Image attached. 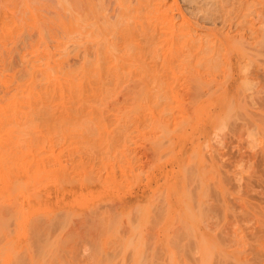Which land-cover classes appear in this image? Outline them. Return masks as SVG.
<instances>
[{
    "label": "rangeland",
    "instance_id": "374dc122",
    "mask_svg": "<svg viewBox=\"0 0 264 264\" xmlns=\"http://www.w3.org/2000/svg\"><path fill=\"white\" fill-rule=\"evenodd\" d=\"M68 1L0 0V248L14 249L0 264H26L29 248L36 258L55 256L62 264H264V0L230 1L234 8L227 19L237 16L239 46H222V26L215 31L222 0H197L198 5L211 2L203 4L205 12L202 6L201 13L195 11L197 19V4L169 0L177 3L169 11L175 21L191 18L193 24L172 32L159 16V134L154 108L139 102L141 79L126 66L120 86L106 80L114 96L107 101L94 99L89 84L81 94L91 96L77 94L84 97L81 101L80 96L72 101L68 90L63 100L56 81L46 86L47 52L56 57L67 49L64 66L80 69L84 50L74 45L87 32L108 34L98 29L106 28L108 17L86 12L87 17L86 9L92 8L84 6L87 1ZM114 1L105 3L115 23L123 10ZM252 14L254 39L249 34ZM129 17L135 20L128 27L133 37L144 24L138 28L142 20L133 12ZM194 19L208 31L196 27ZM249 36L255 40L253 52H248ZM197 38L206 45L215 40L218 46L213 43L204 52L195 46ZM63 41L68 43L59 48ZM207 99L212 104L216 99L215 104H207L208 116L197 121L193 111ZM181 129L189 132L182 131L183 141ZM201 157L205 163L196 166ZM204 173L207 180L199 178ZM182 187L189 193L183 195L192 196L188 202L187 195L180 198ZM184 202L186 208L190 203L186 213ZM45 243L43 250L39 245Z\"/></svg>",
    "mask_w": 264,
    "mask_h": 264
},
{
    "label": "bare ground",
    "instance_id": "6f19581e",
    "mask_svg": "<svg viewBox=\"0 0 264 264\" xmlns=\"http://www.w3.org/2000/svg\"><path fill=\"white\" fill-rule=\"evenodd\" d=\"M66 1V0H65ZM65 1H63L62 0V3H64ZM68 1V0H67ZM73 1V0H72ZM80 1V0H79ZM85 1H89L90 3H87L86 2V4L84 3ZM84 2H82V4L84 3L85 5L84 6H86L87 4V6H92V8H93V6H94V8L92 9L91 8V11H93V13L91 12V11H89V10H87L86 8V11H85V15L87 16L88 15V13H89V15L90 14H93L92 16H96L97 18H98V16H97V14L98 15H102L103 14V16H105L104 18H112V17H109V16H111L112 14H108V12H109V10H108V4L106 5V3H105V0H85ZM95 1H97V3L95 2ZM107 1V3H108V1L109 0H106ZM118 1V4H120V5H118V7H122V10L123 11H121V13H119V14H121V16L123 17L122 19L121 18H119L118 19V22H112V21H110V19H108L107 18V20H106V22L104 23V24H106V23H108V24H106V28H102V26L101 25H99V31H103L104 29H107L106 31L108 32V34H106L105 36H104V34L101 36V37H99V35L97 36V35H95V32L96 31H93L91 34L90 33H88L87 32V34H86V37H83V38H81L80 39V41L82 40V42L83 43H81L80 41L78 42V43H80V44H83L84 46H82V45H78V43H77V46H76V44L74 45V48L76 47V49H78V48H80V49H82V47H83V49L82 50H84V52H82L83 53V56H82V65H81V68L79 69V67H77V69H79V70H77V72H76V70L73 68V70H72V67H71V69H69V67L70 66H67L66 65V67H68V69L64 66L65 64V62H62L61 60L63 59V61H65L66 59L68 60V56L67 55H64V53L63 52H65V51H67V49L64 51V48H63V44H64V46L68 43V41L66 42H64L63 41V43H60L59 44V48L61 47V48H63V51H62V54H58L59 56H54V55H57V54H52V56L54 57V59H53V57H52V59L55 61L54 63H53V61L50 59L51 57H50V53H46L47 55H45V57L47 56V63H46V65H45V72H44V76H46L45 77V79H46V81H47V83H46V86H50V84L49 83H52L53 84V82H58L60 85H62L61 87H62V89H61V91H63V93H64V99L63 100H65L66 99V96H68L69 95V92L68 91H71L70 93H72L71 95V100L72 101H77L78 99V97L80 96V95H85V96H87L89 93H87V94H81V92L83 93V92H85V90H88L89 91V89H86V88H88V87H90V90L91 91H89V92H91L92 93V95H93V97H94V99H96V100H99V101H101V100H104L105 99V101H107L106 99L108 98L109 99V97H110V95H111V92L112 91H110V89H109V87H108V85H106V83H107V81L108 82H113V85H118L119 83H120V81H121V78H122V73L120 72L121 71V68L123 67V66H126L125 67V69L126 68H128L129 70H130V72L131 73H133V72H135V74L137 73V75L140 77V81L142 82V86H141V89H140V91H139V95H138V98H139V102H142L143 104H146V105H149V104H151L152 105V107L154 108V113L156 114V117H155V125H154V128L158 131V134H159V109L161 108V106H163V104H162V102H161V97H160V95H159V48H158V46H159V20H161L160 18L162 17V19L164 20H162L163 22L161 23V24H163V25H165L166 23V25L165 26H167L168 27V29L169 30H171L172 32H174L175 30H176V28L178 27H183V28H186L187 26H189L191 23L193 24V22H192V19L191 18H189L190 20H188V19H184L183 18V20H181V21H179V22H181L180 24H179V22L177 23L175 20H176V18H173V17H175V16H173L172 15V13L170 14L169 13V11H171L170 9H172L171 7H172V5H174V4H177L176 3V1L175 2H173V3H171L170 4V1L169 0H117ZM187 1V0H186ZM190 3H192V5H193V3H194V6H195V4H197L198 5V1L197 0H188ZM225 1V2H224ZM226 1L227 0H222L221 2H219L220 3V6H219V8H221V14L219 13V11H220V9L219 8H217L218 9V11H216V14H217V12H218V18H217V16L216 15H214V16H216V18H214L215 19V21L213 22V24L214 25H217V26H215V28H217V29H215V31H217V30H219V32H221V30L223 31V32H221V36H220V38L221 37H223V39H224V41H222L221 39H218L219 41L221 40L222 42H221V44H222V46H225V43H226V45L228 44H230L231 46H234V45H237L238 43H236V41L239 39V34H240V29H239V23L237 22V16L236 17H234L233 19H231V20H229V19H227V17H228V15H229V13L230 12H232V10H230V9H233L234 8V4H232V2L230 3V1L231 0H229L227 3H230V4H226ZM233 1V0H232ZM235 1V0H234ZM233 1V2H234ZM77 2V1H76ZM100 2V5L98 4ZM116 2V0L113 2L114 4H116L117 5V3H115ZM223 2H224V4H223ZM65 3H69L70 4V2L68 1V2H65ZM64 3V4H65ZM74 3V2H73ZM78 3V2H77ZM80 3V2H79ZM96 3V4H95ZM102 3V4H101ZM111 3V2H110ZM110 3H109V5H110ZM112 3V4H113ZM207 3V2H206ZM210 3V4H209ZM222 3V4H221ZM81 4V3H80ZM79 4V5H80ZM81 4V5H82ZM90 4V5H89ZM111 4V5H112ZM203 4L205 5V3L203 2V3H201V5H196V7H194L192 10L194 11V13L196 14V13H198V15L196 16L195 14H193V15H195L193 18H195V19H197V17L199 16V12L201 13V11H203V12H205L204 10V6H203ZM208 4H209V6L211 5V2H208ZM208 4H206L207 6H208ZM217 4H218V2H217ZM70 5H72V4H70ZM80 5V7H82L83 8V6H81ZM191 5V4H190ZM205 5V6H206ZM219 5V4H218ZM217 5V6H218ZM226 5V6H225ZM90 6V7H91ZM115 6V5H114ZM200 6H202L203 7V9H201L200 8ZM208 6V7H209ZM212 6H213V4H212ZM90 7L88 8V9H90ZM99 7V8H98ZM110 7V6H109ZM116 7V6H115ZM115 7H114V9H115ZM175 7H176V5H175ZM173 8L174 10H176V8ZM192 8V7H191ZM172 9V10H173ZM200 9H201V11H200ZM230 10V11H229ZM115 12L117 11L118 12V10H114ZM119 11H120V9H119ZM163 11V12H162ZM195 11H199V12H195ZM86 12H88V13H86ZM113 12V11H112ZM115 12H113V16H114V13ZM116 12V13H117ZM125 12V13H124ZM134 13L135 15H136V18L137 19H141V20H139V21H141V24H138L137 26H138V28H140L141 26H142V24H144V26H142V28H140V31H139V29H138V35H136V36H133L132 37V35L128 32V27H129V24H130V21H133L134 19H130V13ZM162 12V13H161ZM175 12V11H174ZM229 12V13H228ZM111 13V12H110ZM115 13V14H116ZM129 13V14H128ZM160 13V14H159ZM123 14V15H122ZM163 14V16H161ZM192 14V13H191ZM213 15V14H212ZM92 16H90V17H92ZM117 16V15H116ZM159 16H161L160 18H159ZM192 16V15H191ZM87 17H89V16H87ZM183 17V16H182ZM200 17V16H199ZM94 18V17H93ZM116 18V17H115ZM186 18H187V16H186ZM208 18H210V17H208ZM117 19V18H116ZM166 19V20H165ZM193 20V21H195L194 23L196 24H194L196 27H198L199 29H203V30H205V31H208V29L206 30L205 28H203L204 26H203V24L201 23H198V21L200 20ZM143 20H144V22L145 21H147V23L149 24L148 26H147V23L145 24V23H142L143 22ZM134 22H135V20H134ZM157 22V23H156ZM203 22V21H202ZM205 22V21H204ZM228 22H229V24H228ZM138 23V22H137ZM104 24H102L104 27H105V25ZM131 25V24H130ZM141 25V26H140ZM154 25H156V27L154 26ZM194 25L193 26H191V27H194ZM202 25V26H201ZM219 25H221L222 26V28H221V30L220 29H218V26ZM100 26H101V28H100ZM155 27V29H154V27ZM96 26H94V29H96L95 28ZM249 34L252 36V34L251 33H253L254 32V30H255V18H254V16H253V14H252V17H251V20H250V22H249ZM129 28H131V26L129 27ZM188 28V27H187ZM190 28V27H189ZM214 28V27H213ZM213 28H212V30H213ZM194 29V28H193ZM92 30V29H91ZM196 30V29H195ZM105 31V30H104ZM104 31H103V33H104ZM210 31V30H209ZM106 33V32H105ZM255 33V32H254ZM254 33H253V39H254ZM101 35V34H100ZM213 36V35H212ZM251 36H249L250 38H251V41L249 40V39H247L248 41V43H246V44H248V47L247 48H249L250 49V51H248V52H253L254 51V49H255V40H253L252 39V37ZM200 37V36H199ZM216 38H218L217 36H216ZM136 39H140V40H136ZM199 38H197V40H198ZM202 39V38H201ZM214 39H215V37H214ZM64 40V39H63ZM200 40V39H199ZM199 40H198V42H199ZM157 41V42H156ZM205 41V40H204ZM204 41H201V42H199V43H196V41H195V46L197 45V47L199 48V46H200V49L202 50V51H204V52H206V51H211V49H213V48H211V46L213 45V43H214V46H218V43L216 44V42H212V41H210V43L212 42V44H207L206 45V43H207V41H205V44H204ZM61 42V41H60ZM135 42H137V44L136 45H134L135 44ZM194 42V41H193ZM203 42V43H202ZM239 42V41H238ZM66 43V44H65ZM74 43H76V42H74ZM187 45V44H186ZM186 45H184V48H185V46ZM229 45V46H230ZM80 46V47H79ZM213 46V47H214ZM238 46H239V44H238ZM241 46V45H240ZM246 46V45H245ZM187 47V46H186ZM242 47H244V45H242ZM245 49H246V47H244ZM244 48H242V49H244ZM215 49V48H214ZM232 49H233V47H232ZM234 49H235V47H234ZM240 49V48H239ZM238 49V50H239ZM62 50V49H61ZM79 50V49H78ZM81 50V51H82ZM216 50V49H215ZM248 50V49H247ZM77 51V50H76ZM80 51V50H79ZM244 51V50H243ZM61 52V51H60ZM60 52H58V53H60ZM67 54H68V52H66ZM69 53H70V51H69ZM79 53V52H78ZM245 53L247 54V52L245 51ZM60 55H63L62 56V58L60 57ZM70 55V54H69ZM78 55V54H77ZM49 57V58H48ZM58 57H60L59 59H58ZM49 59H50V61H49ZM66 60V61H67ZM241 60V59H240ZM49 61V62H48ZM51 61H52V63H53V65L54 66H51ZM238 64H240L241 62L239 61V59H238ZM67 63V62H66ZM57 70V71H55V70ZM60 72H59V71ZM57 72L58 73V75L59 76H57V73H55V72ZM79 71V72H78ZM54 73V74H53ZM59 73H61L63 76H65L64 78L61 76L60 77V75L61 74H59ZM76 74L78 75V76H76ZM79 74H80V76H79ZM56 75V76H55ZM121 76V78H120V76ZM57 77H60V79L59 78H57ZM138 77V78H139ZM61 78H63V79H61ZM80 78H82V79H80ZM62 80L64 81V83L62 82ZM107 80V81H106ZM117 81V82H116ZM55 82V83H56ZM54 83V84H55ZM51 84V85H52ZM59 84H58V86H59ZM87 84H89L90 86H88ZM108 84V83H107ZM52 86H55V85H52ZM58 86H57V88H58ZM88 86V87H87ZM119 86H120V84H119ZM118 87V86H117ZM50 88V87H49ZM73 88H74V90H73ZM45 89V88H44ZM51 89V88H50ZM76 89V90H75ZM43 90V89H42ZM47 90V89H46ZM65 90L68 92V93H66L65 94ZM78 90V91H77ZM50 91H52V90H50ZM50 91H46V93L48 94ZM54 92H55V89H54ZM57 92V91H56ZM80 92V93H79ZM52 93V92H51ZM42 94V93H41ZM44 94V93H43ZM47 94H45V97H46V95ZM58 94L60 95V93H59V90H58ZM77 94H80V95H77ZM113 94V93H112ZM39 95L40 94H38V97H39ZM52 95V94H51ZM63 95V94H62ZM90 95V94H89ZM77 96V97H76ZM82 96H80L81 98H80V101H81V99H83L84 97H82ZM91 96V95H90ZM111 96H113V95H111ZM33 97V96H32ZM48 97V96H47ZM46 97V98H47ZM55 97V96H54ZM70 97V96H69ZM114 97V96H113ZM160 97V98H159ZM87 98H89V97H87ZM87 98H85L84 100H86ZM30 99H31V97H30ZM34 99H35V97H34ZM33 99V100H34ZM110 99H111V97H110ZM45 100V99H44ZM84 100H82V101H84ZM209 99H207L206 100V102L205 103H199L200 105H198L197 106V108L195 109V111H193V118L195 117L196 118V120L197 119H201L202 117H203V119L205 120L206 119V117L208 116V113H209V110L208 109H210L209 107H208V109L206 110V105L207 104H212V101L211 100H209V101H211V102H209L208 101ZM35 101H37V100H35ZM38 101H39V99H38ZM37 101V102H38ZM66 101V100H65ZM215 101H216V99H215ZM215 101H213L214 102V104H215ZM199 102V101H198ZM221 102V101H220ZM218 103V102H217ZM221 103H223L224 104V102H221ZM209 104V105H210ZM214 104H212V105H214ZM221 105V104H220ZM222 106H224V105H222ZM211 108H212V106H210ZM225 107H226V105H225ZM202 112H205V113H203V114H201ZM217 112V111H216ZM217 113H219V112H217ZM215 114V112H214V114L215 115H218V114ZM214 115V116H215ZM210 116V115H209ZM213 116V117H214ZM187 117V116H186ZM190 117H192V115L190 116ZM190 117H189V119H190ZM216 117V116H215ZM212 118V123L213 122H215V120H216V118ZM188 119V118H187ZM186 119V120H187ZM188 119V120H189ZM183 120V119H182ZM184 120H185V117H184ZM220 119L218 118V116H217V121L218 122H216V126H217V124H218V126L216 127V129H218V127H219V121ZM190 122H195V120L194 119H190L189 120ZM198 121V120H197ZM181 122V121H180ZM188 122V121H187ZM190 122H188V123H185L186 124V126H187V124H190ZM210 122V121H209ZM208 122V125L211 123H209ZM181 124V123H180ZM179 124V125H180ZM184 124V123H183ZM181 125V126H184V125ZM193 124V123H192ZM191 124V125H192ZM196 124V123H195ZM215 123H213V125H214ZM179 125H175L176 127L175 128H177V126H179ZM213 125H212V127H213ZM190 126V125H189ZM194 126V125H193ZM199 126V125H198ZM210 126V125H209ZM195 127V126H194ZM208 127V126H207ZM214 127V128H215ZM185 129L186 128H188V127H184ZM193 128V127H192ZM200 128H201V126H200ZM191 129V128H190ZM203 129V131H204V134H206L207 135V137H208V133H207V131H206V129L203 127L202 128ZM177 130V129H176ZM184 129H181V132H179V133H181L180 134V136H182V141L184 140V137H183V132H184V134H185V132H187L186 130H184ZM192 130V129H191ZM183 131V132H182ZM202 131V132H203ZM210 130H208V132H209ZM174 132V131H173ZM173 132H172V134H173ZM200 132V131H199ZM178 133V132H177ZM178 133V134H179ZM187 133H189V132H187ZM192 133H194V132H192ZM171 134V133H170ZM175 135H177L176 133H175ZM189 135V134H188ZM188 135L186 134V136L188 137ZM193 135H195V134H193ZM211 135V134H210ZM179 136V137H180ZM185 136V135H184ZM185 136V139H186V141H187V137ZM190 137V136H189ZM193 137V136H192ZM192 137L188 140V142H190V140H192ZM196 138H198V137H196ZM206 138V137H205ZM180 139V138H179ZM200 139V138H199ZM172 140V139H171ZM209 140V139H208ZM201 140H197V143L198 142H200ZM179 142V141H178ZM195 142L196 141H194V143H193V145H192V147L194 146V145H196L195 144ZM207 142H209V141H207ZM174 143V142H173ZM199 144L200 143H198V146H199ZM202 144V143H201ZM205 144L206 143H204L203 145L205 146ZM182 146V145H181ZM203 146V148L202 149H205V147ZM207 146V145H206ZM156 148H155V152H156V155H157V162H156V164H157V167L159 168V141L157 142V145L155 146ZM178 147H179V145H178ZM200 147H201V145H200ZM191 149H193V148H191ZM198 149V148H197ZM196 149V150H197ZM201 148H199V150H200ZM201 151V150H200ZM190 152V151H189ZM193 152V151H192ZM191 152V153H192ZM190 153V154H191ZM195 154H197V151L195 152ZM200 154V153H199ZM193 155H194V152H193ZM203 155V152H202V154L200 155V156H202ZM174 156V155H173ZM189 156V155H188ZM190 156H192V155H190ZM174 158V157H173ZM194 159H195V161H196V158H195V155H194V157H193ZM205 157H201L200 159V161L199 160H197L198 162H197V165L196 166H198L199 164L198 163H205V160L202 162V160L204 159ZM190 159H191V157L189 158V161H190ZM198 159H199V157H198ZM188 160V157H186V161ZM192 161H193V159H191ZM188 161V162H189ZM195 161H193V162H195ZM216 161V160H215ZM184 162H185V159H184ZM184 162H182L181 163V165H184L183 163ZM188 162H185V164L186 163H188ZM191 162V161H190ZM193 162H192V166H193ZM214 162V161H213ZM191 163H189V165H190ZM201 164H200V166H201ZM187 165V164H186ZM188 165V166H189ZM195 165V164H194ZM185 166V165H184ZM195 166V168L197 169V167ZM199 166V167H200ZM203 166V165H202ZM202 166L200 167L202 170H203V168H202ZM212 166H214V163H212L211 164V169H212ZM217 166V165H216ZM180 167V166H179ZM186 167V166H185ZM185 167H183V169L185 168ZM215 167V166H214ZM180 168H182V166L180 167ZM188 168V167H187ZM209 168V167H208ZM195 169V170H196ZM178 170V172L181 170V169H177ZM207 170H209V169H207ZM186 171L187 170H185L184 169V171L183 172H185L186 173ZM203 171H205V170H203ZM158 172H159V170H158ZM178 172H176V173H178ZM190 172V171H189ZM193 172V171H192ZM192 172H190V173H192ZM196 173L197 172H199V171H195ZM206 172V171H205ZM210 172V171H209ZM176 173H174L175 175H176ZM181 173V172H180ZM179 173V174H180ZM194 173V172H193ZM200 173V172H199ZM199 173L197 174V175H199ZM203 173V172H202ZM208 173V172H207ZM212 173V172H211ZM184 174V173H183ZM187 174V173H186ZM189 174V173H188ZM201 174V173H200ZM197 175H195L194 174V178H195V176H196V178H198L197 177ZM202 175V174H201ZM205 173H204V175L202 176V177H199L200 179L202 178H206L205 177ZM164 176H166L165 174H164ZM200 176V175H199ZM208 176V175H207ZM175 177V179H176V177L177 176H174ZM183 176H182V174H181V178H182ZM184 177L187 179V177L184 175ZM193 177H191V178H193ZM164 178V177H163ZM169 178H170V176H169ZM185 178H183V179H185ZM198 178V179H199ZM164 179H166V177L164 178ZM185 179V180H186ZM190 178L188 177V179H187V181L189 180ZM210 179H211V177H210ZM224 179V178H223ZM177 180H178V178H177ZM185 180H184V182H185ZM194 180H197V179H194ZM205 180H207V179H205ZM172 181H174L173 179H172ZM201 181V180H200ZM203 182V181H202ZM201 182V183H202ZM168 183H170V182H168ZM187 182H185V184H186ZM206 182H203L202 184H203V186H204V184H205ZM167 185V184H166ZM182 185V184H181ZM167 187V186H166ZM165 187V188H166ZM173 187V186H172ZM171 187V188H172ZM206 187V186H205ZM169 188V187H168ZM170 188V189H171ZM183 188V187H182ZM185 188H187V190L189 189L188 188V185H187V187H185ZM162 189V188H161ZM173 190V189H172ZM171 190V191H172ZM187 190L185 191V189L183 188V190H181V192H182V194H180V198H181V196H184L183 195V193H188L187 192ZM156 191H157V193H156V195H157V199H158V202H159V180H158V182H157V185H156ZM168 191V190H167ZM173 192V191H172ZM180 192V193H181ZM200 193V192H199ZM173 194V193H172ZM189 194V193H188ZM188 194H186L187 196H188ZM38 195V194H37ZM175 195H179V194H175ZM186 195L184 196V197H186ZM190 195H191V193H190ZM203 196V195H202ZM180 198H178V199H180ZM189 198H192V196L191 197H187V199L185 198V200H187V202H188V200H189ZM176 199H177V197H176ZM184 199V198H183ZM171 200V199H170ZM200 200V199H199ZM198 200V201H199ZM177 202L179 201V200H176ZM175 201V202H176ZM181 202L183 203V201L181 200ZM186 202V203H187ZM200 202V201H199ZM178 203H180V202H178ZM185 203V202H184ZM186 203L184 204V206L186 205ZM204 203V202H203ZM174 204V203H173ZM181 204V203H180ZM190 204V203H189ZM189 204H188V208H189ZM176 206H177V204H176ZM158 207V206H157ZM168 207H169V205H168ZM170 208V207H169ZM182 208H183V204H182ZM188 208H186V206H185V213H186V209H187V211H188ZM203 208V207H202ZM166 209H168V208H166ZM178 209V208H177ZM182 210V209H181ZM169 211V210H168ZM179 211V210H178ZM177 211V212H178ZM192 211H194V210H192ZM181 212H183V211H181ZM159 213V212H158ZM184 213V214H185ZM191 214H193V212H191ZM203 214V213H202ZM159 215V214H158ZM171 215V214H170ZM179 215H180V213H179ZM182 215H183V213H182ZM181 215V216H182ZM200 215V214H199ZM172 216V215H171ZM177 216V215H176ZM190 217V215H187V217ZM192 216V215H191ZM195 216H197V215H194V217ZM183 217V216H182ZM179 218H181L180 216H179ZM190 218H193V217H190ZM159 219V218H158ZM182 219V218H181ZM184 219H186V216H185V218ZM189 219V218H188ZM194 219V218H193ZM201 219V218H200ZM190 220V222H191V220L192 219H189ZM159 221V220H158ZM178 221H181V220H178ZM177 221V222H178ZM186 222V221H185ZM185 222H183V223H185ZM192 222H193V220H192ZM158 223V222H157ZM200 223V225H202V223L201 222H199ZM205 223V222H204ZM180 224H181V222H180ZM191 224H193V223H191ZM196 224V223H195ZM208 224V223H207ZM157 225H159V224H157ZM178 225V224H177ZM172 226V225H171ZM185 226H187V225H185ZM35 227H36V225H35ZM181 227V226H180ZM190 227H192L191 225H190ZM179 228V227H178ZM184 228V230L186 229L185 227H183ZM36 229H38L37 230V232L40 230L39 228H36ZM193 229V228H192ZM196 229V228H195ZM167 230V229H166ZM188 230H189V228H188ZM173 231V230H172ZM187 232V231H186ZM39 233V232H38ZM37 233V234H38ZM46 245V243L45 244H43V245H39L41 248H44L43 246H45ZM46 247H49L48 245L46 246ZM46 248H44L43 250H45ZM208 249V248H207ZM13 248H10V247H8V246H6V247H1L0 248V260H1V258H3V257H5L6 259H8V258H10L11 256H12V253H13ZM31 250H33L32 248H29L28 250H27V254H28V256H29V258L27 259V263L26 264H62V262L59 260V259H57V257H55V256H45V255H43V254H41V257H39V258H36L35 256H34V254H33V252L31 251ZM48 250H49V248H48ZM170 250H172V249H170ZM172 252V251H171ZM206 252V251H205ZM172 253H174V252H172ZM53 254V253H52ZM170 255V254H169ZM172 256V255H171ZM70 264H74V262H72V261H70ZM89 264H91V263H89Z\"/></svg>",
    "mask_w": 264,
    "mask_h": 264
}]
</instances>
